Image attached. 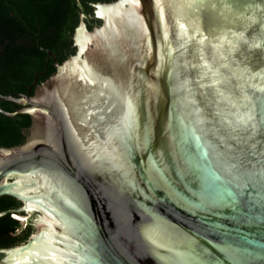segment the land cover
Wrapping results in <instances>:
<instances>
[{
    "label": "water",
    "instance_id": "obj_1",
    "mask_svg": "<svg viewBox=\"0 0 264 264\" xmlns=\"http://www.w3.org/2000/svg\"><path fill=\"white\" fill-rule=\"evenodd\" d=\"M94 7L34 95L0 96L32 119L0 196L35 214L0 264H264V0Z\"/></svg>",
    "mask_w": 264,
    "mask_h": 264
},
{
    "label": "trees",
    "instance_id": "obj_2",
    "mask_svg": "<svg viewBox=\"0 0 264 264\" xmlns=\"http://www.w3.org/2000/svg\"><path fill=\"white\" fill-rule=\"evenodd\" d=\"M115 1L0 0L1 95H34L35 81L43 83L56 71V61L63 63L76 54L74 33L82 19L89 30L102 24L94 4ZM0 108L16 111L12 102H1ZM31 126L28 114L11 118L0 112V147L23 145L27 140L25 131ZM21 206L14 197L0 196V213L8 212L0 217V249L25 243L35 231L31 222L25 225L13 214Z\"/></svg>",
    "mask_w": 264,
    "mask_h": 264
},
{
    "label": "flooded vegetation",
    "instance_id": "obj_3",
    "mask_svg": "<svg viewBox=\"0 0 264 264\" xmlns=\"http://www.w3.org/2000/svg\"><path fill=\"white\" fill-rule=\"evenodd\" d=\"M23 95H29V94H24V93H15V94H13V95H7V96H5V97H14V98H20L21 96H23ZM0 96H4V95H1V93H0ZM1 102H11V101H1L0 100V103ZM15 106H16V110H18V109H20L21 108V106L20 105H17L16 103H14V102H12ZM35 215V214H34ZM33 215V217H35ZM32 217V216H31ZM31 217L26 221V223H25V225H27L29 222H31L32 224L34 223V219H31Z\"/></svg>",
    "mask_w": 264,
    "mask_h": 264
},
{
    "label": "bare ground",
    "instance_id": "obj_4",
    "mask_svg": "<svg viewBox=\"0 0 264 264\" xmlns=\"http://www.w3.org/2000/svg\"><path fill=\"white\" fill-rule=\"evenodd\" d=\"M17 218H18L19 220H21V221H22V220H24V218H22V217H20V216H19V217H17Z\"/></svg>",
    "mask_w": 264,
    "mask_h": 264
},
{
    "label": "rangeland",
    "instance_id": "obj_5",
    "mask_svg": "<svg viewBox=\"0 0 264 264\" xmlns=\"http://www.w3.org/2000/svg\"><path fill=\"white\" fill-rule=\"evenodd\" d=\"M26 221H27V220H25V219H24V220H22V223H23V224H25V223H26Z\"/></svg>",
    "mask_w": 264,
    "mask_h": 264
}]
</instances>
